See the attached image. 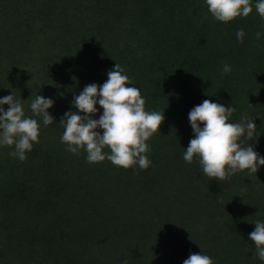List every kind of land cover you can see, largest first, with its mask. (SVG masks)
<instances>
[{
  "label": "trees",
  "instance_id": "1",
  "mask_svg": "<svg viewBox=\"0 0 264 264\" xmlns=\"http://www.w3.org/2000/svg\"><path fill=\"white\" fill-rule=\"evenodd\" d=\"M256 2L247 17L224 23L204 0H0V98L14 94L40 124L25 161L0 146V264H183L201 251L213 264H264L249 239L255 221L264 222V165L217 181L197 157L183 159L194 138L188 114L206 99L234 107L232 123L253 119V139L239 143L264 157ZM116 63L140 88L145 110L164 112L147 141L146 170L90 164L60 139V119L78 111L74 97L102 85ZM36 95L54 100L53 124L32 116Z\"/></svg>",
  "mask_w": 264,
  "mask_h": 264
},
{
  "label": "clouds",
  "instance_id": "2",
  "mask_svg": "<svg viewBox=\"0 0 264 264\" xmlns=\"http://www.w3.org/2000/svg\"><path fill=\"white\" fill-rule=\"evenodd\" d=\"M204 2L211 16L224 23L237 17H247L253 11L252 0ZM255 9L264 19V0H257ZM244 36L243 29L236 32L238 42H243ZM260 36L261 33L257 32L256 38L260 39ZM231 70L225 63L222 73L227 74ZM107 76L102 85L90 83L74 97L72 104L78 111H67L60 119L59 123L64 128L61 142L67 145L65 150L73 154L84 150L90 164L107 159L117 167L127 169L138 165L141 170H146L152 163L147 155L151 151L147 141L160 131L164 112L145 110L140 88L128 86L132 83L120 64L116 63ZM97 103L103 113L99 119H94L98 112ZM5 104L9 105L7 110L2 107ZM53 105V99L36 95L30 104L32 116L39 117L44 126L53 124L55 118L48 111ZM235 111L234 107L206 99L188 114L194 138L189 141L183 159L191 164L194 156L197 157L203 175L217 181L229 180L244 170H248L251 176L264 165V157L253 146L242 147L239 143L242 137L253 139L257 130L253 119L244 115L240 122L232 123L230 118ZM97 129H102V134ZM39 135L40 124L37 119L25 115L21 99L14 94L0 98V146H14L9 155L25 161V153L32 151L34 142L39 143ZM105 148L110 151L105 152ZM249 239L255 245L253 256L264 261V222L255 221V229L249 233ZM183 264H213V260L201 251L191 253Z\"/></svg>",
  "mask_w": 264,
  "mask_h": 264
}]
</instances>
